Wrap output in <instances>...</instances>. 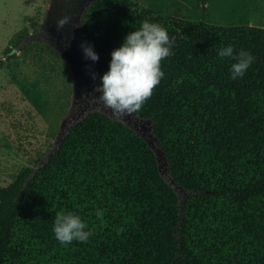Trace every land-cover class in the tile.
<instances>
[{"label":"trees","instance_id":"16d2710c","mask_svg":"<svg viewBox=\"0 0 264 264\" xmlns=\"http://www.w3.org/2000/svg\"><path fill=\"white\" fill-rule=\"evenodd\" d=\"M144 20L159 23L175 44L136 115L151 120L168 172L185 194L161 174L134 128L92 109L45 160L0 187V264H264V26L94 0L81 36L103 55L99 84L112 50ZM229 45L234 55L254 56L235 80L236 61L217 54ZM59 211L81 217L93 232L87 242L55 238Z\"/></svg>","mask_w":264,"mask_h":264},{"label":"rangeland","instance_id":"374dc122","mask_svg":"<svg viewBox=\"0 0 264 264\" xmlns=\"http://www.w3.org/2000/svg\"><path fill=\"white\" fill-rule=\"evenodd\" d=\"M161 14L180 12L187 18L213 24H251L264 26V0H133ZM49 0H0V187L9 184L26 165L35 166L54 149L62 119L68 124L92 109L112 115L110 110L88 99L72 105V72L65 58L46 41L22 39L36 30L43 20ZM82 14L78 17L81 20ZM76 39L80 23L75 22ZM22 35L18 41L17 37ZM12 49H16L10 53ZM90 73L97 74L88 60ZM98 77L89 81L92 93ZM92 95L98 96L99 93ZM73 114V115H72ZM126 124L151 138L149 123L137 115L123 117ZM163 160L160 162L162 163ZM180 197L185 194L177 189Z\"/></svg>","mask_w":264,"mask_h":264},{"label":"clouds","instance_id":"9594fccd","mask_svg":"<svg viewBox=\"0 0 264 264\" xmlns=\"http://www.w3.org/2000/svg\"><path fill=\"white\" fill-rule=\"evenodd\" d=\"M71 20L70 15H62L56 20V30L60 31ZM174 44L175 37H170L159 23L142 21L138 29L129 32L121 45L112 50L108 71L101 75L99 86L92 93H82L81 98L103 105L117 119L139 112L164 77L161 61L173 54ZM81 48L86 59H99L91 44L82 43ZM233 52V47L229 45L218 49L217 54L222 59L228 57L236 61L230 67V78L235 80L243 77L253 63L254 56L244 50L236 55ZM0 61H6V57L0 56ZM92 78H96L95 73H92ZM93 93L99 95H92ZM96 216L101 218L103 210H97ZM87 228L88 225L81 217L71 211L56 212L53 218V234L63 245L73 241L87 242L93 235L91 230L86 231ZM122 231L123 228L117 229L118 234Z\"/></svg>","mask_w":264,"mask_h":264},{"label":"water","instance_id":"95a60500","mask_svg":"<svg viewBox=\"0 0 264 264\" xmlns=\"http://www.w3.org/2000/svg\"><path fill=\"white\" fill-rule=\"evenodd\" d=\"M93 1L94 0H49L44 19L40 23L39 28L29 33L26 37L23 38L20 43V45H22L31 41H46L52 44L65 58L72 72V105H74L78 101V99L81 98L83 91H88L90 89L88 85L89 81L91 80V75L88 71L89 65L86 64V62L90 60L96 67L97 63L103 59V55L100 54H97L99 57L97 61H92L91 59H86L81 56L75 40V27H72V25H74V23L77 21H79L80 24L82 23L83 15L87 10V7ZM65 14H68L72 17L71 23L65 25V27L60 31H57L56 20ZM81 14L82 18L81 20H78V17ZM15 50L16 49H12L10 53H13ZM96 76L98 77V74H96ZM133 114L136 115V113ZM110 116L113 117L112 115ZM69 120V115L65 116L62 119L57 138L54 141L53 151L57 148V145L62 140L63 136L69 131V129L73 127L74 123L68 124ZM145 121L149 123V126L147 128L151 130V120L147 119ZM140 135L154 150L159 162V169L161 174L167 179L170 184L175 187L176 190H183L181 186L176 185L173 178L168 172L167 157L160 146L158 138L152 131L150 133L151 138H146L145 136H143V134ZM161 160H163L162 163L160 162Z\"/></svg>","mask_w":264,"mask_h":264},{"label":"flooded vegetation","instance_id":"af4514ba","mask_svg":"<svg viewBox=\"0 0 264 264\" xmlns=\"http://www.w3.org/2000/svg\"><path fill=\"white\" fill-rule=\"evenodd\" d=\"M45 12H46V11H45ZM44 16H45V14H44ZM43 19H44V18H43ZM42 21H43V20H42ZM42 21H41V22H42ZM41 22H40V23H41ZM77 22H79V21H77ZM40 23H39V25H40ZM74 25H75V23H74ZM38 28H39V26H38ZM38 28H37V29H38ZM37 29H36V30H37ZM75 31H76V27H75ZM75 31H74V32H75ZM80 31H81V24H80ZM76 36H77V34H76V32H75V40H76V43H77V46H78V51L80 52L81 56L85 58V56H84V54H83V50H82V48H81V45H78V41H77V39H76ZM80 39L82 40V43H84V41H83L81 35H80ZM88 71H89V70H88ZM89 73H90V71H89ZM90 75H91V80H92V79H93V78H92V73H90ZM91 80H90V81H91ZM78 102H79V101H77L76 103H78ZM72 115H73V114H72Z\"/></svg>","mask_w":264,"mask_h":264}]
</instances>
